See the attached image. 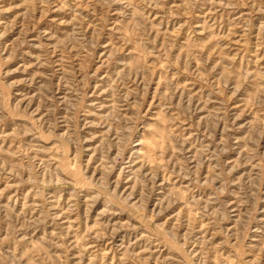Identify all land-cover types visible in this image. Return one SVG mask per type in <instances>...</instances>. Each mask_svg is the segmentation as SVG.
Segmentation results:
<instances>
[{"label":"rangeland","instance_id":"rangeland-1","mask_svg":"<svg viewBox=\"0 0 264 264\" xmlns=\"http://www.w3.org/2000/svg\"><path fill=\"white\" fill-rule=\"evenodd\" d=\"M0 264H264V0H0Z\"/></svg>","mask_w":264,"mask_h":264}]
</instances>
